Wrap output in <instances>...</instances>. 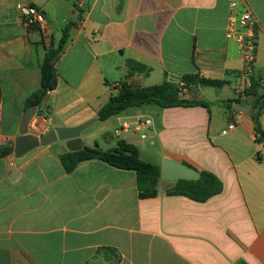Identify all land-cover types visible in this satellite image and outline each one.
<instances>
[{
    "label": "crops",
    "instance_id": "0c3cea01",
    "mask_svg": "<svg viewBox=\"0 0 264 264\" xmlns=\"http://www.w3.org/2000/svg\"><path fill=\"white\" fill-rule=\"evenodd\" d=\"M232 2L246 3L258 18L256 74L264 82V0H0V147L20 136L47 49L69 24L59 84L30 123L34 135L97 118L124 82L149 87L189 74L229 81L185 94L208 108H130L101 121L117 122L118 139L106 131L103 147L94 144L107 151L124 140L145 162L161 167L168 159L212 173L220 194L194 201L168 193L176 181L161 177L158 196L141 199L134 171L90 160L67 173L64 142L11 155L0 159V264H264V145L253 116L226 103L239 97L243 67L239 45L227 37ZM22 4L43 10L48 36L25 25ZM128 60L150 73L130 76ZM116 73L125 80L111 83ZM58 116L75 120L56 123ZM142 117L151 125L139 127ZM125 124L130 129L117 133ZM103 248L114 249L110 260Z\"/></svg>",
    "mask_w": 264,
    "mask_h": 264
},
{
    "label": "trees",
    "instance_id": "16d2710c",
    "mask_svg": "<svg viewBox=\"0 0 264 264\" xmlns=\"http://www.w3.org/2000/svg\"><path fill=\"white\" fill-rule=\"evenodd\" d=\"M71 27L72 24H69L63 30L62 38L58 44L51 42L48 47L42 64L41 88L28 98L26 110L33 105H37L39 107L38 115H40V108L44 98L49 92L57 89L59 84L57 63L69 41ZM127 65L131 70L130 76L137 73L148 75L151 71L147 66L136 61L128 60ZM261 83L262 79H254L252 86L245 91V97L254 99L251 106L256 111V117H253L255 120V131L258 136V142L264 145V129L260 122L261 112L264 108V86ZM228 84L229 81L205 78L199 74L185 75L179 83L164 81L162 84L149 87L134 86L128 82H124L121 85L119 93L113 95L108 103L98 112V118L100 121H107L130 108H143L147 106H157L160 108L203 106L208 108L210 106L209 102L198 99H187L186 95L183 94V89L186 88L188 91L195 87L221 89ZM242 100V97H238L228 100L226 103H240ZM14 148V143L0 147V159L14 155ZM258 159L261 160L260 156ZM90 160H101L115 168L134 171L137 175L139 197L141 199H149L158 196L161 167L143 161L140 158L138 149L129 145L124 140H120L118 148L113 150L104 151L96 144L93 148L84 147L79 152L67 151L61 156L62 164L67 173H72L80 163ZM200 174L201 179L198 181H177L174 188L168 193L183 195L198 202H206L223 191L222 182L214 174L209 172H200ZM113 252L115 251L112 248H103L99 251L108 260L111 259L109 254ZM240 264L247 263L241 262Z\"/></svg>",
    "mask_w": 264,
    "mask_h": 264
},
{
    "label": "built area",
    "instance_id": "2783aa9c",
    "mask_svg": "<svg viewBox=\"0 0 264 264\" xmlns=\"http://www.w3.org/2000/svg\"><path fill=\"white\" fill-rule=\"evenodd\" d=\"M18 10L27 27L37 28L45 36L49 35L50 26L42 9L32 4H22L19 5ZM260 28L258 18L246 3L242 5L239 2L231 3L227 37L239 45L243 67L239 72L240 83L236 87V90L239 97L243 99L247 98L245 97V91L252 86L254 79L257 78L256 63ZM261 84L264 86V82ZM187 92L186 88L183 89V94ZM137 125L139 127H147L151 125V121L142 117L137 122ZM234 128V124L230 125L228 130L224 131L223 134H227ZM129 129V126L125 124L121 130H117V133L128 131Z\"/></svg>",
    "mask_w": 264,
    "mask_h": 264
},
{
    "label": "water",
    "instance_id": "95a60500",
    "mask_svg": "<svg viewBox=\"0 0 264 264\" xmlns=\"http://www.w3.org/2000/svg\"><path fill=\"white\" fill-rule=\"evenodd\" d=\"M253 100L249 97L235 105L238 110H244L256 117V112L251 108ZM37 110L38 106L33 105L24 112L20 124V136L15 141L14 156L16 159L25 157L39 147H47L56 142H64L69 152L82 151L84 149L83 132L100 120L97 117L74 127H56L44 136H37L30 133V123L36 116ZM161 177L166 181H198L201 179V174L185 164L166 159L162 164Z\"/></svg>",
    "mask_w": 264,
    "mask_h": 264
},
{
    "label": "rangeland",
    "instance_id": "374dc122",
    "mask_svg": "<svg viewBox=\"0 0 264 264\" xmlns=\"http://www.w3.org/2000/svg\"><path fill=\"white\" fill-rule=\"evenodd\" d=\"M115 80H125V77L119 73H116L114 75V77H111L109 79V81L112 83ZM207 89H211V88H207ZM58 117H59V119L57 117L55 119L56 123H58L60 120L62 122L63 121L65 122L67 120H70V122H73L75 120V118L73 116H71V117L68 116L67 118H65L64 116H58ZM117 127H118V124L115 120L113 122H110V124H103V122H101V121L95 122L85 132V134L89 135V137H90V138L85 139V145L87 147L93 148V147H95V145H94L95 141H99L102 145L104 142L103 136H104L106 131L111 132L115 140L118 139V137L115 134V129ZM143 134H146L148 136L147 140L151 136L149 130H144ZM102 147H103V145H102ZM161 169H162V166H161Z\"/></svg>",
    "mask_w": 264,
    "mask_h": 264
}]
</instances>
